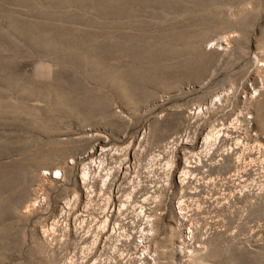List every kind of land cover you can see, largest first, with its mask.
I'll return each instance as SVG.
<instances>
[{
  "label": "rangeland",
  "instance_id": "374dc122",
  "mask_svg": "<svg viewBox=\"0 0 264 264\" xmlns=\"http://www.w3.org/2000/svg\"><path fill=\"white\" fill-rule=\"evenodd\" d=\"M0 264H264V0H0Z\"/></svg>",
  "mask_w": 264,
  "mask_h": 264
}]
</instances>
